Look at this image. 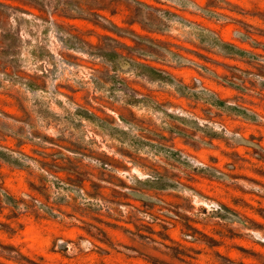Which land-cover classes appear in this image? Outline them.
<instances>
[{"label": "rangeland", "instance_id": "rangeland-1", "mask_svg": "<svg viewBox=\"0 0 264 264\" xmlns=\"http://www.w3.org/2000/svg\"><path fill=\"white\" fill-rule=\"evenodd\" d=\"M0 264H264V0H0Z\"/></svg>", "mask_w": 264, "mask_h": 264}, {"label": "built area", "instance_id": "built-area-1", "mask_svg": "<svg viewBox=\"0 0 264 264\" xmlns=\"http://www.w3.org/2000/svg\"><path fill=\"white\" fill-rule=\"evenodd\" d=\"M194 81L200 82V79L198 77H193Z\"/></svg>", "mask_w": 264, "mask_h": 264}]
</instances>
